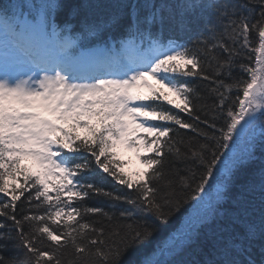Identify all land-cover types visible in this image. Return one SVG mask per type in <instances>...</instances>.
<instances>
[{"label": "snow or ice", "instance_id": "obj_1", "mask_svg": "<svg viewBox=\"0 0 264 264\" xmlns=\"http://www.w3.org/2000/svg\"><path fill=\"white\" fill-rule=\"evenodd\" d=\"M181 35L196 38L189 46ZM89 40L111 46L80 51ZM83 61L99 71L78 75ZM188 77L208 81L215 97L203 120ZM179 129L203 142L185 141ZM121 147L136 152L142 171H123ZM257 159L258 181L239 183ZM94 169L123 189L89 180ZM92 199L127 207L117 216ZM188 200L195 211L159 249L171 259L138 264H264V0L0 9V264H137L126 257ZM205 230V257L178 259Z\"/></svg>", "mask_w": 264, "mask_h": 264}, {"label": "trees", "instance_id": "obj_2", "mask_svg": "<svg viewBox=\"0 0 264 264\" xmlns=\"http://www.w3.org/2000/svg\"><path fill=\"white\" fill-rule=\"evenodd\" d=\"M37 3H39V0H0V9L9 8L13 5H18L20 6L21 11L27 13L29 6L33 4H37ZM116 35L119 36L118 33ZM169 35L171 34L167 32L165 33L166 37ZM195 38H196L195 36L189 37L187 35H181L179 43H183V44H187L191 46L190 41L194 40ZM96 45H108V44H103L100 41H92V40L81 41L80 43L81 47H84V46L91 47V46H96ZM210 71L211 70H209V72ZM233 74L238 75L239 70L238 69L234 70ZM187 79L189 80L191 85L196 89V92L198 93V97H194L193 102L196 105L197 114H199L201 116V120H203L205 118V114L209 112V107L215 102V97L209 94V91H208L209 82L208 81H204L200 79L199 77H188ZM203 105H207L209 107L202 108ZM165 106L172 107L173 110L176 111L174 106L166 105V102H165ZM180 115H181V118L185 119L186 121L192 122L191 117H189L187 113H180ZM198 126L205 130H208L207 127L203 125L202 123H200ZM179 133H180V138H183L185 141H187L190 137H194L196 139H200L201 142H203L202 138L196 137V134L192 133L189 130L179 129ZM83 134L84 133L81 132V135ZM256 155L257 157L260 156L259 151H257ZM176 167L183 168L184 166L182 164H177ZM259 168H260V161L259 159H257V161L253 163L250 168L246 169L241 174L238 182L244 183L250 178H255L258 181ZM166 169L168 172V176H171L173 172L171 165H166ZM180 174L188 175V173L184 171H181ZM198 177H199V172H197V178ZM89 180H91L92 182L101 183L109 191H116V190L123 189V186L119 185L110 176H107V174L103 173L99 169H94L93 174L89 176ZM161 185H162V191H165L166 189L163 188V182H161ZM124 191H127V190L125 189ZM177 191L179 192L178 187H177ZM87 203L90 206L103 207L105 211H109V212L114 211L116 212L117 216L119 215V210H121L124 207H127V205L119 204L116 206V208H111L109 207V203L107 201L101 200V199H92V200L87 201ZM193 204L194 202L191 200H188L185 203H183L181 206L180 212H177L172 217H170V223L156 232L150 244H148L146 247L136 250L134 253L126 257V260L134 261V262H137L138 264L141 257L152 255L156 251V249L159 246H161L162 243H164L166 239H168L169 236H171L174 232H176L179 229L184 217L189 213ZM92 219H97V218H92ZM108 223L109 222L106 220L103 221V224L105 225H107ZM127 223H132V221L129 220L127 221ZM206 233H207V230L201 233V238L199 241L198 248L187 249L184 255L182 257H178V259H185V260H190L193 258L203 259L205 255L209 252L210 247H211V240ZM200 249H202L203 251H201ZM8 254H11V249L9 250ZM169 259H171V257L166 256V257L161 258L160 260L164 261V260H169Z\"/></svg>", "mask_w": 264, "mask_h": 264}, {"label": "rangeland", "instance_id": "obj_3", "mask_svg": "<svg viewBox=\"0 0 264 264\" xmlns=\"http://www.w3.org/2000/svg\"><path fill=\"white\" fill-rule=\"evenodd\" d=\"M85 63H86V61L81 62L78 65H75L73 69L88 70L94 66L93 64H89L90 66H84ZM148 79H149V83L153 84L156 88L161 87L159 84L156 83L155 80H152L151 78H148ZM141 91L144 92L145 94L147 93V89H141ZM163 91L168 94L169 99L174 100L176 103L180 102L172 93L168 92L167 89H163ZM244 147H245V145L243 143H241L238 146V151L243 150ZM117 160L123 162V164H124L123 171L125 173H128L129 175H133L134 173L143 170V165L137 159V155H136V152L134 150H129V149L123 148V147L117 149ZM193 211H195V210L193 209V205H192L189 213L184 217L179 229L184 225L186 219L193 214ZM176 233H177V231L174 232L171 236H169L168 239L165 240V242L168 241ZM165 242L162 243V245L156 249V251L154 252V255L153 254L150 255L151 258L161 259L163 257L168 256L166 254L161 255L160 251H159L160 247H162L165 244Z\"/></svg>", "mask_w": 264, "mask_h": 264}]
</instances>
